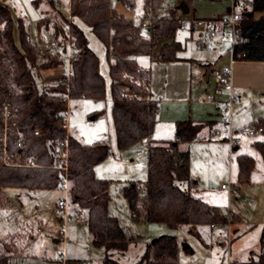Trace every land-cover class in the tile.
<instances>
[{"label":"rangeland","instance_id":"1","mask_svg":"<svg viewBox=\"0 0 264 264\" xmlns=\"http://www.w3.org/2000/svg\"><path fill=\"white\" fill-rule=\"evenodd\" d=\"M199 1V5L194 3L196 11L213 18H221L230 2ZM0 2L6 5L14 21L22 19L36 46H44L51 40L54 25H65L64 17L72 19L69 0H57L56 5L53 0ZM179 2L161 0L153 16L170 15L171 9ZM110 5L138 26L141 37H151L150 27L142 26L144 0H133L132 7L119 0H110ZM245 6L249 8L250 2H245ZM254 17H264V8L255 11ZM176 18H180L178 12ZM39 19L42 21L38 25ZM76 22L86 36L88 47L97 56L98 72L104 80V96L69 99L67 132L81 143L104 142L109 148L110 153L94 166L93 172L95 177L108 180L110 212L138 236L129 243L126 251L117 255L119 263L138 264L147 242L166 234L175 236L178 243L175 264L244 263L256 259L264 249V160L253 144L257 140L264 141V133L255 131L250 135L244 131L256 130L257 122L264 120V61L234 60L230 64L232 52L229 48L220 52L214 44L200 46L197 33L194 31L190 35V30L178 29L177 21L173 38L184 46V50L178 52L179 58L163 60L151 59L144 53L136 55L139 66L149 70L150 92L158 105L154 138H173L178 119L204 121L212 118L202 127L200 139L186 144L189 172L195 181L190 193L218 208L225 221L214 227L211 224L196 225L195 231L187 225L172 228L164 223L130 217L128 201L121 189L131 181L143 186L148 173L147 143L140 140L128 147H117L109 76V64L113 58H107L102 42L87 25ZM13 37L20 47L17 24L13 28ZM224 67H230V86L216 93L215 72ZM63 69L64 66L59 64L36 70V73L41 79ZM193 76L195 80L191 79ZM204 95H215L222 101L231 98L230 108L222 113L214 103L204 102ZM230 134L234 141L229 138ZM240 154L253 160L246 180L238 178ZM221 184L228 189H222ZM69 188L67 182L62 188L52 189L0 188V253L8 256V264H61L57 261L59 255L68 260L66 264H80L82 261L102 264L105 251L92 243L86 214L82 211L84 220L81 223L74 221L78 207L70 198ZM63 196L68 198L70 210L65 221L55 212L56 203Z\"/></svg>","mask_w":264,"mask_h":264},{"label":"trees","instance_id":"2","mask_svg":"<svg viewBox=\"0 0 264 264\" xmlns=\"http://www.w3.org/2000/svg\"><path fill=\"white\" fill-rule=\"evenodd\" d=\"M119 1L133 6V0ZM160 1L144 0V16L152 14L151 37L146 39L139 35L138 26L111 7L110 0H69L72 19L64 17L66 26L55 24L51 37L60 46L69 36L75 40L78 55L68 81L63 71L38 78L36 70L56 67L61 61L40 56L22 19L14 21L6 5L0 2V188L52 189L69 183L71 200L86 214L92 243L105 251L102 264H120L117 255L126 251L138 236L110 212L108 180L94 175V166L110 153L107 144H84L67 132L69 99L104 96L97 56L88 47L76 21L87 25L102 42L107 58H113L109 76L117 147L148 140V173L143 186L131 181L121 189L130 217L172 228L187 225L193 231L196 225L225 221L218 208L190 193L195 181L189 172L186 144L200 139L207 121L178 120L174 139L152 138L158 105L149 91V70L138 65L136 55L144 53L153 59L171 60L178 58L182 49L179 41H167L176 31L177 9H171L166 17L153 16ZM263 8L264 0H250L249 9L241 12L242 19L237 24L241 40L233 53L236 60L264 61V17H253L255 11ZM15 24L20 47L13 37ZM124 92L135 96L125 97ZM4 105L8 110L6 116ZM257 126L264 133V120H259ZM180 143L185 145L180 147ZM253 145L264 160V141H254ZM252 164L249 156H238L240 180L247 179ZM177 250L175 236H158L147 242L138 264H175ZM8 263V256L0 253V264ZM240 264H264V249L256 259Z\"/></svg>","mask_w":264,"mask_h":264},{"label":"built area","instance_id":"3","mask_svg":"<svg viewBox=\"0 0 264 264\" xmlns=\"http://www.w3.org/2000/svg\"><path fill=\"white\" fill-rule=\"evenodd\" d=\"M57 0H53V4L56 5ZM242 19V14L240 12H231L226 17L221 18H197V17H187L182 16L178 19V28L181 30H191L197 33V40L200 46H208L210 44H215L218 49L225 50L229 48L232 52L231 62L236 60L233 56L234 46L241 40V36L237 31V24ZM149 24V19L146 18L142 25L147 26ZM37 52L42 57L51 56L61 61V65L64 66L63 72L65 73L66 81L73 74L72 64L78 55V50L75 44V40L72 36H69L66 40V43L63 46L57 44L55 40H50L44 46H36ZM240 54H237L239 57ZM230 73V67H224L217 74V92H221L223 86L227 84ZM123 96L133 98L135 94L124 92ZM212 99L211 96L204 95L202 100ZM232 99L226 101H221L218 103V108L222 113H225L230 108ZM4 116L8 114L7 106H3ZM255 131L261 132L262 127L257 126L256 130L253 128L246 129L244 132L247 134H254ZM37 132V131H35ZM219 132L216 131L215 135L218 136ZM231 141H234L232 135H229ZM226 140V138H225ZM5 141V137L3 139ZM19 145V144H18ZM3 161H5V155L3 156ZM222 189H228L224 184H221ZM234 191V190H230ZM69 202L66 196L60 197L55 206V212L58 215L59 219L65 221L69 217ZM74 215V221L76 223H81L84 220V215L81 211H76ZM222 225V223H212L211 227L216 225ZM63 235V231H60ZM58 261H61L62 264H66V260L62 255L57 257ZM80 264H86L84 261ZM224 264H240L233 262H226Z\"/></svg>","mask_w":264,"mask_h":264},{"label":"crops","instance_id":"4","mask_svg":"<svg viewBox=\"0 0 264 264\" xmlns=\"http://www.w3.org/2000/svg\"><path fill=\"white\" fill-rule=\"evenodd\" d=\"M197 1H199V0H180V2L178 3V5L177 6H175V9H177V12L180 14V17H182V16H187V17H189V16H191V17H193V16H195V17H197V18H210V17H213V16H209V15H204V14H200L199 12H197L196 11V8H195V6H194V3L196 4V5H199L198 4V2ZM200 2V1H199ZM245 2L247 3V2H250V0H230V4L228 5V4H226V8H225V11H224V14L223 15H221V17H226L227 15H229L231 12H242L243 10H245V9H249L248 7H246L245 6ZM180 4H182L183 5V7L185 8V10H186V12L184 13L180 8H179V5ZM151 17H152V15H149V17H144V19H143V21L146 19V18H148L149 19V24L147 25V26H144V27H148L149 25H150V23H151ZM214 17H220V16H214ZM253 17H254V13H253ZM255 18V17H254ZM256 19V18H255ZM143 21H142V23H143ZM143 26V25H142ZM179 29V28H178ZM181 30V29H180ZM177 31V30H176ZM176 31H175V33H176ZM194 31H191L190 30V35H191V33H193ZM196 33V32H195ZM175 35V34H174ZM174 37V36H173ZM172 37V38H173ZM196 38H197V34H196ZM173 40H174V38H173ZM175 41H178V40H175ZM180 42V41H179ZM181 43V42H180ZM181 45H182V49L179 51V53L182 51V50H184V46H183V44L181 43ZM215 45V44H214ZM215 47L218 49V47L215 45ZM226 50V49H225ZM225 50H220V49H218V51H220V52H224ZM179 53H178V58L180 57L179 56ZM150 58H151V56L150 55H148ZM151 59H153V58H151ZM177 59V58H176ZM239 60H243V59H239ZM244 61H254V60H244ZM232 62H231V59H230V64H231ZM139 65V64H138ZM141 67V66H140ZM143 68V67H142ZM221 71V70H220ZM219 72H215V77H214V79H215V83H216V88H217V74H218ZM149 79H150V74H149ZM191 79H193V80H195L196 79V77L195 76H193ZM230 86V75H229V78H228V82H227V84L226 85H224L223 86V88H226V87H229ZM148 87H149V91H150V80H148ZM223 90V89H222ZM151 93V92H150ZM216 93H219V92H216ZM151 96H152V94H151ZM216 96L214 95V96H212V99H209V100H203L204 102L205 101H210V102H212V103H214V105H215V107H216V109L218 110L219 108H218V103L219 102H221L222 100H217L216 98H215ZM153 98V97H152ZM155 100V99H154ZM183 101H186V100H183ZM203 101H201V102H203ZM220 110V109H219ZM157 112H158V108H157ZM157 114V113H156ZM212 118L211 117H209L208 119H206V120H204L205 122L206 121H209V120H211ZM178 120H184V119H178ZM178 120H176V121H178ZM176 121H175V123H176ZM192 121H194V120H192ZM204 121H201V120H196V121H194V122H204ZM216 133V132H215ZM152 138L153 139H155V140H163L164 138H160V139H156V138H154L153 137V132H152ZM168 139V138H167ZM170 139H174V137L173 138H170ZM146 143H147V147H148V140H146V139H143ZM189 143V142H188ZM188 143H187V145H188ZM180 145H185V144H183V143H180L179 144V146ZM186 145V146H187ZM181 147V146H180ZM235 148V147H234ZM190 169V168H189ZM73 204V203H72ZM75 211H81L82 212V210H80V209H77V210H75ZM91 240H92V238H91ZM67 260V259H66ZM58 261V260H57ZM68 261V260H67ZM59 262H61V261H59ZM85 262V261H84ZM86 263V262H85ZM61 264H62V262H61Z\"/></svg>","mask_w":264,"mask_h":264},{"label":"water","instance_id":"5","mask_svg":"<svg viewBox=\"0 0 264 264\" xmlns=\"http://www.w3.org/2000/svg\"><path fill=\"white\" fill-rule=\"evenodd\" d=\"M179 8H180L184 13L186 12V10H185V8L183 7L182 4L179 5Z\"/></svg>","mask_w":264,"mask_h":264}]
</instances>
